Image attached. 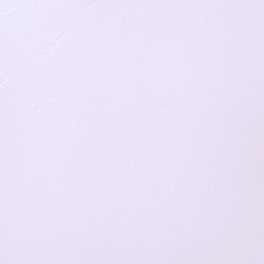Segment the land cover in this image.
<instances>
[{
  "label": "snow or ice",
  "instance_id": "6c2138e0",
  "mask_svg": "<svg viewBox=\"0 0 264 264\" xmlns=\"http://www.w3.org/2000/svg\"><path fill=\"white\" fill-rule=\"evenodd\" d=\"M0 264H264V0H0Z\"/></svg>",
  "mask_w": 264,
  "mask_h": 264
}]
</instances>
